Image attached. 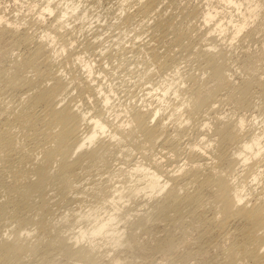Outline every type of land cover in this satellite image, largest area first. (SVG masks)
Segmentation results:
<instances>
[{
    "label": "bare ground",
    "instance_id": "1",
    "mask_svg": "<svg viewBox=\"0 0 264 264\" xmlns=\"http://www.w3.org/2000/svg\"><path fill=\"white\" fill-rule=\"evenodd\" d=\"M104 1L0 10V264H264V0Z\"/></svg>",
    "mask_w": 264,
    "mask_h": 264
},
{
    "label": "rangeland",
    "instance_id": "2",
    "mask_svg": "<svg viewBox=\"0 0 264 264\" xmlns=\"http://www.w3.org/2000/svg\"><path fill=\"white\" fill-rule=\"evenodd\" d=\"M25 1V2H24ZM29 1H31V0H29ZM26 2H27V4H28V0H0V10H3V12L4 13H6L8 16H16V14L17 13H19L20 15L21 14H23V13H25V12H27L28 11V9H26V8H28L27 6V4H26ZM113 2L114 3V5L113 4H111V3ZM116 2H117V0H116ZM116 2H115V0L113 1V0H109V1H104L103 2V4H102V6L100 5L99 7L101 8H99L98 7V9L100 10V16H99V18L98 17H94L93 19H97L98 21H94V22H97V23H94L93 22V24H100V23H108V22H110V21H114L116 18H115V15L119 12V9L117 8L118 7V3L116 4ZM110 3V4H109ZM105 4V5H104ZM109 4V5H108ZM25 5H27V6H25ZM117 5V6H116ZM3 6V7H2ZM105 7V8H104ZM107 7V8H106ZM111 7V8H110ZM20 10H19V9ZM109 8V9H108ZM134 8V6H132V9ZM110 10V11H109ZM19 11V12H18ZM94 12H96V10H94ZM107 12V13H106ZM92 19V20H93ZM102 22H101V21ZM100 21V22H99ZM107 21V22H106ZM99 22V23H98ZM111 23V22H110ZM106 24H104L106 27H108L109 25H106ZM104 26V27H105ZM144 26H146V25H144ZM116 27V26H115ZM100 28H101V26H100ZM114 28V27H113ZM99 29V28H98ZM112 28H110V29H107V28H105L104 30H106L104 33H107V34H110V33H112V31L110 32V30H111ZM117 32L118 31V29H114V31H113V33L114 32ZM110 32V33H109ZM115 32V33H116ZM131 32H133V33H131ZM107 34H104L103 35V37H107ZM260 34V33H259ZM258 33L256 34V38L255 39H252V41H251V39H250V42L248 41V40H245V43H244V45L245 44H247L248 42H249V44L251 45H248L249 47H250V49L251 50H254V49H256L257 48V46L260 44V42H258V38H260V36L262 35V33H261V35H259ZM129 35V36H128ZM127 36H125L124 35V39L123 40H125V42L126 43H129L130 42V40H128V37H131V38H129V39H132V36H135L134 35V31H130V33L128 34ZM145 35H146V33H142L141 34V36L143 37V39H147L148 37H146L145 38ZM259 35V36H258ZM140 36V37H141ZM125 37H127V38H125ZM139 37V38H140ZM258 37V38H257ZM143 39L141 38L140 40H142L143 41ZM257 39V40H256ZM145 41V40H144ZM248 41V42H247ZM237 43H240V42H237ZM252 43V44H251ZM259 43V44H258ZM237 45H239V44H237ZM247 45H245L244 46V48L246 47H248ZM115 46H118V45H115ZM240 46V45H239ZM236 47L235 49H234V53H236L234 56H237V55H241L240 53H242V49L243 48H241L242 47V44H241V46L240 47ZM256 47V48H255ZM18 49L16 48V46L14 47V51H17ZM239 53V54H238ZM264 61V60H263ZM263 61H259L260 63H261V66L263 67V69H264V63L262 64V62ZM190 63H192L191 61H190ZM193 63H195V61H193ZM192 63V64H193ZM196 64V63H195ZM194 65V64H193ZM111 72H109L108 74V77H109V82H111L114 86L116 85L117 86V84H118V86L120 87L121 85L123 86V88L125 87L124 86V82H128V80H124L122 77L121 78H119L120 76H121V74L120 73H114V71L113 70H110ZM113 71V72H112ZM237 71H239V72H241L240 71V69H237ZM239 72H237V73H239ZM241 73H243V72H241ZM241 73H239L240 75H241ZM113 74V75H112ZM115 74V75H114ZM119 77H118V76ZM243 75V74H242ZM123 80V81H122ZM120 81V82H119ZM110 83V84H111ZM121 86V87H122ZM141 88H142V85H140V84H138L137 85V89H136V91H134V92H127V95H129L130 96V94L132 95V93L134 94V93H136L137 94V96L138 95H140L141 93H142V90L144 91V88L141 90ZM140 89V90H139ZM147 90V89H146ZM145 90V91H146ZM141 92V93H140ZM123 91L120 93L121 95H123ZM130 93V94H129ZM136 94H135V96H136ZM134 96V97H135ZM124 98L125 97H122V99L124 100ZM222 106H223V104H222ZM229 106V107H228ZM232 107V105L231 104H226V105H224L223 107H222V109H221V107H220V111H226V110H229V108H231ZM226 108V109H225ZM144 236H148V235H146V234H144ZM122 252V253H121ZM125 252V253H124ZM120 253V254H119ZM118 254L121 256V258H125V255H126V261L129 259V258H131V253L129 254V251L127 252V251H119L118 252ZM124 254V255H123ZM128 255V256H127ZM128 257V258H127ZM125 261V260H124ZM121 262H123V260L121 259ZM138 263L139 262H141V261H137ZM136 262V264H138Z\"/></svg>",
    "mask_w": 264,
    "mask_h": 264
}]
</instances>
